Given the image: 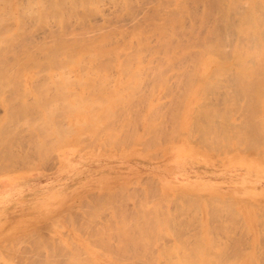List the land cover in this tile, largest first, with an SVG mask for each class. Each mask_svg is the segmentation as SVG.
<instances>
[{
	"label": "rangeland",
	"instance_id": "374dc122",
	"mask_svg": "<svg viewBox=\"0 0 264 264\" xmlns=\"http://www.w3.org/2000/svg\"><path fill=\"white\" fill-rule=\"evenodd\" d=\"M0 1V202L31 188L29 175L38 177L32 180L38 185L51 182L63 193L51 214L22 219L0 233V264H69L71 259L70 264H85L88 258L92 264H182L192 254L194 260H212L209 264H264V203L243 215L235 205L166 197L152 176L136 168L142 157L157 160L175 139L217 151L261 152L264 158V64L249 65L245 82L237 81V87L248 86L246 97L234 88L238 72L232 66L219 70L209 62L210 56L221 60V53L229 58V43H246L236 26L247 0H181L184 6L180 0ZM210 38L218 51L206 54ZM171 149L178 162L189 157L177 143ZM120 151L134 159L133 176L105 178L109 167L103 157ZM88 153H94L90 163L83 157ZM119 172L125 174V169ZM56 196L48 191L35 207L50 210Z\"/></svg>",
	"mask_w": 264,
	"mask_h": 264
},
{
	"label": "crops",
	"instance_id": "0c3cea01",
	"mask_svg": "<svg viewBox=\"0 0 264 264\" xmlns=\"http://www.w3.org/2000/svg\"><path fill=\"white\" fill-rule=\"evenodd\" d=\"M172 143L186 149L189 157L185 161L174 159L173 144L170 143L157 160L142 157V165L136 167L157 181L163 196L189 197L221 206L235 205L243 215L253 214L252 207L264 203V158L261 152L217 151L186 139H175ZM91 154L81 155L90 163L94 160ZM103 158L108 160L104 165L109 167L105 178L107 175L111 179L133 176L134 159L127 153L120 151ZM237 160L250 162L251 166L246 168L236 163ZM120 169H125V174H121ZM37 179L29 175L26 180L31 188L11 194L0 202V233L22 219L47 216L55 210L54 200L63 198L62 190L54 189L51 182L38 185L39 181H32ZM48 191L57 193V196L51 201L50 210L43 211L35 205Z\"/></svg>",
	"mask_w": 264,
	"mask_h": 264
},
{
	"label": "bare ground",
	"instance_id": "6f19581e",
	"mask_svg": "<svg viewBox=\"0 0 264 264\" xmlns=\"http://www.w3.org/2000/svg\"><path fill=\"white\" fill-rule=\"evenodd\" d=\"M6 1H8V0H5V4H6ZM10 1V0H9ZM23 1V0H22ZM31 1V0H30ZM68 2H69V0H67ZM72 1V0H71ZM87 1V0H86ZM126 1V0H125ZM159 1V0H158ZM186 1V0H185ZM1 2V1H0ZM3 2H4V0H3ZM3 2H2V4H3ZM11 2V1H10ZM32 2H34V1H32ZM52 2H54V1H52ZM85 2V1H84ZM88 2V1H87ZM90 2H91V0H90ZM89 2V3H90ZM92 2H94L93 0H92ZM128 2V1H127ZM224 2V1H223ZM229 2V1H228ZM232 2V1H231ZM231 2H230V4H231ZM234 2H235V0H234ZM29 3H31V2H29ZM56 3H58V2H56ZM86 3V2H85ZM111 3H113V2H111ZM119 3V2H118ZM180 3L181 4H183V6H184V1H183V3L181 2V0H180ZM189 3V2H188ZM226 3V2H225ZM233 3V2H232ZM237 3V2H236ZM1 4V5H2ZM5 4H4V6H5ZM10 3L8 2V5H9ZM22 4V3H21ZM25 4H27V3H25ZM34 4V3H33ZM36 4V3H35ZM54 4V3H53ZM91 4V5H90ZM90 4H88L87 6H92V3H90ZM95 4V3H94ZM125 4V3H124ZM128 4V3H127ZM130 4V3H129ZM165 4V3H164ZM172 4H173V2H172ZM208 4V3H207ZM243 4V3H242ZM11 5V4H10ZM60 5H62V3H60ZM59 5V6H60ZM69 4H67L66 6H68ZM83 5V4H82ZM157 5V4H156ZM169 5V4H168ZM178 5H179V3H178ZM209 5V4H208ZM235 5V3L233 4V6ZM25 6H27V5H25ZM28 6H29V4H28ZM70 6H72V5H70ZM86 6V7H87ZM97 6V5H96ZM129 6V5H128ZM180 6V5H179ZM227 6V5H226ZM8 7H10V6H8ZM16 7H17V5H16ZM21 7V6H20ZM46 7H48V6H46ZM62 6H60V8H61ZM75 7V6H74ZM93 7H95L94 5H93ZM114 7V6H113ZM172 7H173V5H172ZM178 7V6H177ZM176 7V8H177ZM180 7H182V5L180 6ZM179 7V8H180ZM203 7L205 8L206 6L205 5H203ZM231 7V6H230ZM237 7V6H236ZM2 8H3V6H2ZM12 7H10V9H11ZM25 8V7H24ZM124 8V7H123ZM129 9H127L126 8V10L129 12V10H130V7H128ZM173 8H175V7H173ZM183 8H185V7H183ZM188 8V7H187ZM203 8V9H204ZM207 8V7H206ZM7 9V8H6ZM6 9H4V10H6ZM17 10H18V8H16ZM28 9V8H27ZM32 9V8H31ZM31 9H29V11L31 10ZM48 9V8H47ZM86 9H89V8H86ZM94 9V8H93ZM164 9V8H163ZM182 9V8H181ZM180 9V10H181ZM186 9V8H185ZM197 9V8H196ZM196 9H195V11H196ZM226 9H227V11H225L226 13L228 12V10H229V8H227L226 7ZM225 9V10H226ZM230 9H232V8H230ZM244 8L242 7V10H243ZM7 10H9V9H7ZM21 10L22 11H24L23 10V8H21ZM34 10V9H33ZM63 10H65V9H62V13H63ZM96 10L98 11V9L96 8ZM95 10V11H96ZM122 10V9H121ZM174 10V9H173ZM180 10L178 11V10H174V11H178L177 13H181L180 12ZM205 10H208V8L207 9H205ZM200 11V12H206V11ZM235 10H236V8H235ZM10 11H12V9L10 10ZM20 11V10H19ZM27 11V10H26ZM32 11V10H31ZM30 11V12H31ZM35 11V10H34ZM53 11V10H52ZM70 11V10H69ZM68 11V12H69ZM189 11V10H188ZM234 11V10H233ZM2 12V11H1ZM5 12V11H4ZM25 12V11H24ZM60 12V13H61ZM131 12V11H130ZM162 12H164V11H161V13ZM170 13H171V11H169ZM168 12V13H169ZM173 12V11H172ZM183 12H184V10H183ZM183 12H182V16H183ZM186 12H187V9H186ZM208 12H209V10H208ZM231 12H232V10H231ZM235 12V11H234ZM3 13V12H2ZM49 13H52V12H49ZM56 13V12H55ZM62 13H61V16H62ZM65 13V12H64ZM88 13V12H87ZM170 13H169V15H170ZM194 13V12H193ZM192 13V14H193ZM53 14V13H52ZM70 14V13H69ZM126 14V13H125ZM166 14V13H165ZM175 14V13H174ZM178 14V15H179ZM187 14H188V12H187ZM186 14V15H187ZM208 14H210V13H208ZM229 14H230V10H229ZM231 14H233V13H231ZM6 15H7V12H6ZM29 15V14H28ZM66 15H67V13H66ZM167 15V14H166ZM169 15H167V16H169ZM171 15H172V13H171ZM188 15H190V14H188ZM194 15V14H193ZM201 16H202V13L200 14ZM199 15V16H200ZM206 15H207V13H206ZM9 16V15H8ZM26 16V15H25ZM60 16V17H61ZM63 16H65V15H63ZM117 16V15H116ZM180 16V15H179ZM181 16V17H182ZM205 16V15H204ZM210 16V15H209ZM227 16V15H226ZM233 16H234V14H233ZM32 17H34L33 15H32ZM59 17V16H58ZM172 17H173V15H172ZM181 17H180V19H181ZM183 17H185V16H183ZM183 17H182V19H183ZM189 17V16H188ZM192 17V16H191ZM206 17V16H205ZM205 17H200L201 19H205ZM228 17H229V15H228ZM231 17V16H230ZM230 17H229V20H230ZM24 18V17H23ZM30 18V17H29ZM38 18H40V17H38ZM119 18V17H118ZM175 18H177V17H175ZM174 18V19H175ZM208 18V17H207ZM167 19H172L171 18V16H170V18L169 17H167ZM167 19H165V20H167ZM179 19V20H180ZM187 19V18H186ZM194 19V18H193ZM195 19H196V13H195ZM195 19H194V22H195ZM199 19V18H198ZM200 19V20H201ZM227 19V18H226ZM40 20V19H39ZM161 20V19H160ZM164 20V22H163V20H162V22H163V24L165 23L166 24V22L167 21H165ZM197 20V19H196ZM206 20V19H205ZM228 20V19H227ZM58 21V20H57ZM105 21V20H104ZM171 21H173V19L172 20H170V22ZM181 21V20H180ZM231 21H232V18H231V20H230V22H229V24H231ZM68 22V21H67ZM83 22V21H82ZM129 22V21H128ZM169 22V21H168ZM177 22H178V20H177ZM201 22L202 21H200L199 23L197 22H195L196 24H201ZM205 22V21H204ZM39 23V22H38ZM138 23V22H137ZM156 23V25H157V22H155ZM179 23V22H178ZM181 23V22H180ZM179 23V24H180ZM68 24V23H67ZM176 24V23H175ZM178 24V25H179ZM182 24V23H181ZM204 24V23H203ZM62 25V24H61ZM60 24H59V26H61ZM146 25V24H145ZM158 25H159V23H158ZM172 25V24H171ZM170 25V26H171ZM177 25V24H176ZM184 25V24H183ZM190 25V24H189ZM192 25V24H191ZM119 26V25H118ZM142 26V25H141ZM155 26V25H154ZM161 26V25H160ZM160 26H159V28H160ZM164 26V25H163ZM169 25H167V27H168ZM173 26V25H172ZM171 26V27H172ZM204 26V25H203ZM65 27H66V25H65ZM101 27V26H100ZM103 27V26H102ZM137 27V26H136ZM152 27V26H151ZM180 27V26H179ZM190 28H191V30H193V28L191 27V26H189ZM201 27V26H200ZM199 27V28H200ZM204 27H206V26H204ZM97 28V27H96ZM158 28V27H157ZM174 28V27H173ZM178 28V27H177ZM202 28V27H201ZM231 28H232V26H231ZM230 28V29H231ZM236 28H237V31H239V32H241V34L243 35V37H244V39L246 40V43L244 44V45H239V44H234V45H232V46H230V43H229V47H230V50L229 51H226V52H229V54H230V56H229V58H227L226 57V55L224 54V53H221V55H222V58H221V60H215L214 61V59L216 58V59H218L217 58V56H215V58H212V56H210V59L208 58L209 57V55L207 56L206 54H209V52L207 51V50H211L212 52H216V51H218V45H217V43H212L211 42V39L212 38H210V42H205V46H204V48H203V51H207L206 52V54H205V56H203V57H206L207 56V58L209 59V62L210 61H213V62H216L215 63V69H219V70H221V68H223V67H226L225 65H229V66H232L233 67V69H234V71H236V72H238V74H236V76H233L234 77V82H235V84L237 83V81H238V84H239V79L240 80H242V81H244L245 82V79L247 78L246 77V68H248V67H251V66H249V65H255V66H258L259 64H264V59H262L263 57H264V0H247V5H246V8H245V10L244 11H242L241 13H239V22H238V24H237V26H236ZM60 29H62V28H60ZM102 29V28H101ZM100 29V30H101ZM139 29V31H140V28H138ZM181 29V28H180ZM144 30V29H143ZM160 30V29H159ZM164 30V29H163ZM168 30V29H167ZM169 30H171L170 28H169ZM175 30H177L176 29V27H175ZM182 30H183V28H182ZM84 31V30H83ZM104 31V30H103ZM113 31V30H112ZM139 31H137V33H140ZM154 31H155V29H154ZM173 31V30H172ZM85 32V31H84ZM83 32V33H84ZM102 32V31H101ZM115 32V31H114ZM120 32H121V30H120ZM157 32V31H156ZM163 32V31H162ZM168 32V31H167ZM174 32H176V31H174ZM189 32V31H188ZM209 32V31H208ZM116 33H118V32H116ZM142 33V32H141ZM144 33V32H143ZM146 33V32H145ZM164 33V32H163ZM162 33V34H163ZM184 33V32H183ZM193 33V32H192ZM7 34V33H6ZM52 34H53V32H52ZM52 34H51V36L50 37H52ZM102 34H104V33H102ZM120 34V33H119ZM123 34V33H122ZM151 34V33H150ZM154 34V33H153ZM158 34H159V31H158ZM168 34H171V32L169 33L168 32ZM55 35V34H54ZM72 35V34H71ZM100 35V34H99ZM140 34H138L137 36H139ZM148 35V34H147ZM146 35V36H147ZM165 35H167V34H165ZM172 35V34H171ZM177 35H178V33H177ZM180 35H182V34H180ZM190 35H191V33H190ZM195 35V34H194ZM211 35V34H210ZM209 35V36H210ZM65 36V35H64ZM63 36V37H64ZM73 36V35H72ZM125 36V35H124ZM131 36H132V34H131ZM136 36V37H137ZM143 36V35H142ZM157 36V35H156ZM162 36H164V35H162ZM185 36H186V34H185ZM192 36V35H191ZM208 36V35H207ZM55 38H56V36H54ZM75 37V36H74ZM77 37V36H76ZM133 37V36H132ZM148 37V36H147ZM169 37H171V36H169ZM211 37V36H210ZM232 37V36H231ZM231 37H230V39H231ZM8 38V37H7ZM6 38V39H7ZM81 38V37H80ZM83 38V37H82ZM106 38H107V35H106ZM140 38V37H139ZM138 38V39H139ZM164 38H166L165 36H164ZM174 38H175V35H174ZM233 38V37H232ZM57 39H58V36H57ZM74 39V38H73ZM84 39H87V38H84ZM83 39V40H84ZM114 39H115V36H114ZM123 39V38H122ZM121 39V40H122ZM177 39V38H176ZM208 39V38H207ZM135 40H137V38L135 39ZM169 40V39H168ZM172 40H174V39H172ZM191 40H192V38H191ZM197 40V39H196ZM203 40H204V38H203ZM233 40V39H232ZM64 41V40H63ZM74 41V40H73ZM76 41V40H75ZM81 40L79 39V42H80ZM123 41V40H122ZM121 41V42H122ZM127 41V40H126ZM134 41V40H133ZM132 41V42H133ZM138 41V40H137ZM143 41V40H142ZM145 41V40H144ZM162 41H163V38H162ZM167 41V40H166ZM170 41H171V38H170ZM175 41V40H174ZM195 41V40H194ZM201 41V40H200ZM78 42V41H77ZM93 42V41H92ZM95 42V41H94ZM93 42V43H94ZM98 42V41H97ZM102 42H104V41H101V43ZM107 42V41H106ZM128 42V43H127ZM126 43L127 44H129V40L127 41ZM160 42H161V40H160ZM204 42V41H203ZM6 43H7V41H6ZM9 43V42H8ZM74 43V42H73ZM80 43H82V41L80 42ZM131 43V42H130ZM140 43V42H139ZM145 43V42H144ZM163 43H165V42H163ZM167 43V42H166ZM170 43V42H169ZM178 43V42H177ZM181 43H182V41L180 42V45H181ZM197 44L199 43V42H196ZM195 43V44H196ZM87 44V43H86ZM92 44V43H91ZM96 44V42L93 44V45H95ZM104 44V43H103ZM109 44V43H108ZM125 44V43H124ZM133 44H135L134 42H133ZM143 44V43H142ZM147 44V43H146ZM149 44V43H148ZM171 44H172V42H171ZM170 44V45H171ZM176 44V43H175ZM174 44V45H175ZM188 44V43H187ZM194 44V45H195ZM201 44H204V43H200L199 45H201ZM68 45V44H67ZM67 45L65 46V47H67ZM84 45V44H83ZM93 45H88V47L89 46H91L92 48H94L93 49V51L95 50V47H93ZM98 46L100 45V43L98 42V44H97ZM106 45V44H105ZM104 45V46H105ZM121 45V44H120ZM122 45H123V43H122ZM131 45V44H130ZM130 45H126L127 47H130ZM140 45V44H139ZM160 44H158V45H156V46H159ZM164 45V44H163ZM183 45V44H182ZM199 45H198V47H199ZM69 46V45H68ZM72 46V45H71ZM81 46V45H80ZM96 46V45H95ZM138 46V45H137ZM192 46H193V44H192ZM74 47V46H73ZM72 47V49H74ZM77 47V46H76ZM88 47H86V48H88ZM97 47V46H96ZM118 47H119V45H118ZM123 48H125L124 46H122ZM162 47V46H161ZM58 48V47H57ZM64 48V47H63ZM68 48V47H67ZM66 48V51L68 50ZM82 48V47H81ZM84 48H85V46H84ZM85 48V49H86ZM90 48V47H89ZM89 48L88 49H86L87 51L89 50ZM91 48V49H92ZM116 48H117V46H116ZM116 48H114V49H116ZM131 48V47H130ZM137 48V47H136ZM146 48H148L147 46H146ZM159 48V47H158ZM166 48V47H165ZM183 48V47H182ZM190 48V47H189ZM200 48V47H199ZM69 49H70V47H69ZM85 49H83V50H85ZM90 49V50H91ZM99 49V48H98ZM98 49H97V52H98ZM120 49H122L121 48V46H120V48H119V50ZM128 50H129V48H127ZM137 49H139V48H137ZM143 49H145L144 47H143ZM159 49H162V48H159ZM180 49V48H179ZM196 49V48H195ZM198 49V48H197ZM201 49H202V47H201ZM59 50V49H58ZM64 50V49H63ZM74 50H76V48L74 49ZM83 50H82V52L81 53H84L83 52ZM102 50H103V48H102ZM105 50V49H104ZM113 50V49H112ZM111 50V51H112ZM123 50V49H122ZM134 50V49H133ZM174 50V49H173ZM182 50V49H181ZM227 50H228V48H227ZM78 51H79V49H78ZM93 51H91V52H93ZM96 51V50H95ZM109 51H110V49H109ZM138 51H140V50H138ZM137 51V52H138ZM150 51V50H149ZM164 51L165 50H163V53H164ZM188 51H189V49H188ZM201 51V50H200ZM203 51H201V52H203ZM56 53L58 52V51H55ZM72 52V51H71ZM89 52V51H88ZM108 52V51H107ZM115 52H116V50H115ZM117 52L118 53H120L119 51H118V49H117ZM123 52H125V51H123ZM127 52H129V51H127ZM131 52H132V50H131ZM140 52H142V51H140ZM139 52V53H140ZM147 52H148V50H147ZM151 52V51H150ZM156 52H159L158 51V49H157V51ZM167 52H168V49H167ZM178 52V51H177ZM186 52H187V50H186ZM198 52V51H197ZM200 52V53H201ZM110 53V52H109ZM112 53V52H111ZM139 53H138V57H139ZM144 53V52H143ZM146 53V52H145ZM152 53H155V51L154 52H152ZM160 53H161V51H160ZM173 53V51L171 52V54ZM188 53H190V52H188ZM194 53H196L195 52V50H194ZM199 53V52H198ZM204 53V52H203ZM86 54L88 55L89 53H87L86 52ZM103 54H104V52H103ZM113 54H114V52H113ZM137 54V53H136ZM142 54V53H141ZM140 54V55H141ZM173 54H175V52L173 53ZM181 54H183L182 52H181ZM211 55H212V53H210ZM218 54V53H217ZM83 55V54H82ZM92 55V54H91ZM96 55V54H95ZM161 55V54H160ZM166 55V54H165ZM169 56H170V53L168 54ZM202 55V54H201ZM93 56H94V54H93ZM159 56V55H158ZM164 56V55H163ZM167 56V55H166ZM169 56H167V58L169 57ZM213 56V57H214ZM50 57V56H49ZM102 57V56H101ZM104 57V56H103ZM136 57V56H135ZM199 57V56H198ZM140 58V57H139ZM160 58V57H159ZM167 58H166V60H167ZM192 58V57H191ZM190 58V59H191ZM199 58H201V57H199ZM212 58V59H211ZM51 59V58H50ZM130 59V58H129ZM164 59V58H163ZM189 59V60H190ZM195 59V58H194ZM193 59V60H194ZM203 59V58H202ZM89 60V59H88ZM87 60V61H88ZM91 60H93V59H91ZM116 60V59H115ZM119 60V59H118ZM126 60H127V58H126ZM157 60V59H156ZM170 60V59H169ZM168 60V61H169ZM174 60H176V59H174ZM182 60V59H181ZM53 61V60H52ZM82 61V60H81ZM125 61V60H124ZM131 61V60H130ZM162 62H164L165 60H161ZM160 61V62H161ZM167 61V63L169 64V62L171 63V60L168 62ZM200 61V60H199ZM76 62V61H75ZM110 62V61H109ZM113 63L115 62V61H112ZM136 63H138L137 61H135ZM139 62H141V60L139 61ZM143 62V61H142ZM175 62V61H174ZM186 62H187V60H186ZM201 62V61H200ZM199 62V63H200ZM80 63H82V62H80ZM132 63H134V60H133V62ZM167 63H166V65H167ZM177 63H179V62H177ZM196 63V62H195ZM211 63V62H210ZM88 64H89V62H88ZM124 64V63H123ZM135 64V63H134ZM139 64V63H138ZM174 64V63H173ZM140 65H141V63L138 65L139 67H140ZM161 65V64H160ZM165 65V66H166ZM197 65H199V64H197ZM213 65V64H212ZM79 66H81V65H79ZM96 66V65H95ZM99 66V65H98ZM130 66H131V63H130ZM129 66V67H130ZM159 66V65H158ZM163 66V65H162ZM161 66V67H162ZM168 66V65H167ZM171 66V65H170ZM195 66V65H194ZM200 66V65H199ZM210 66V65H209ZM93 67V66H92ZM175 67V66H174ZM201 67L202 68H205L206 67V65H205V63H202L201 64ZM227 68H228V66H227ZM226 69V68H225ZM230 69H231V67H230ZM224 71H226V70H224ZM232 71V70H231ZM219 72V71H218ZM221 72V71H220ZM222 73V72H221ZM225 73V72H224ZM230 73V72H229ZM219 75V74H218ZM212 76V75H211ZM215 76V75H214ZM220 76V75H219ZM210 77V76H209ZM221 77V76H220ZM228 77V76H227ZM237 78V79H236ZM213 79V78H212ZM228 79V78H227ZM216 80V79H215ZM230 80V79H229ZM233 80H232V83H233ZM196 81V80H195ZM201 81V80H200ZM201 83V82H200ZM209 83H210V81H209ZM202 84V83H201ZM207 84V83H206ZM211 84V83H210ZM216 84V83H215ZM208 85V84H207ZM231 85V84H230ZM234 85V84H233ZM209 86V85H208ZM200 87V86H199ZM203 87L205 88L206 86H202V91H203ZM227 87V86H226ZM232 87V86H231ZM234 87V86H233ZM237 87V84H236V86L234 87V88H236ZM238 89H239V91L242 93V95L243 96H246V97H248L247 96V88H248V86L246 85V84H244L243 86H242V88L238 85V87H237ZM264 88V85H262L261 86V91H262V89ZM198 89V88H197ZM228 89H229V86H228ZM199 90V89H198ZM235 92V91H234ZM203 93H204V91H203ZM236 93V92H235ZM234 93V94H235ZM228 94V93H227ZM231 94V93H230ZM198 95V94H197ZM202 95V94H201ZM206 95V94H205ZM205 95H204V97H205ZM207 95H208V93H207ZM186 96H188V95H186ZM196 96V95H195ZM226 96V95H225ZM217 97V96H216ZM198 98V97H197ZM215 98V97H214ZM229 98V97H228ZM245 98V97H244ZM226 99H227V97H226ZM229 100V99H228ZM227 100V101H228ZM225 103V102H224ZM229 104V106L231 105L230 103H228ZM226 108V110H223L222 112H224V114L227 116L228 115V113L227 112H229V109H228V107H225ZM231 109V108H230ZM213 110H214V108H213ZM213 110H209V111H213ZM216 110V109H215ZM214 110V111H215ZM208 111V112H209ZM208 112H206L205 113V115H208L209 113ZM210 113H212V112H210ZM203 116V118H205L206 116ZM214 115H218V114H214ZM222 115L223 114H219L218 115V117H221L222 118ZM202 118V119H203ZM208 118V117H207ZM206 119V118H205ZM211 121V120H210ZM206 123V122H205ZM210 123V122H209ZM207 124V123H206ZM202 126V125H201ZM209 126L210 127H213L211 124H209ZM205 128V127H204ZM209 128V127H208ZM207 128V129H208ZM216 128V127H215ZM203 129V128H202ZM207 131V130H206ZM209 131V130H208ZM5 136V135H4ZM7 145V144H6ZM260 145V144H259ZM181 147V146H180ZM220 147V146H219ZM222 147V146H221ZM256 147V146H255ZM175 149V148H174ZM177 149V148H176ZM16 154V153H15ZM0 155H2V154H0ZM17 157V156H16ZM30 157V156H29ZM12 171V170H11ZM1 173H2V171H1ZM228 200V199H227ZM231 202V201H230ZM263 212V211H262ZM258 217V216H257ZM148 230V229H147ZM151 230V229H150ZM160 230V229H159ZM229 231V230H228ZM116 232V231H115ZM153 232H155V231H153ZM116 233H118V232H116ZM148 233V232H147ZM185 233V232H184ZM115 234V233H114ZM144 234V233H143ZM183 234V233H182ZM121 236V235H120ZM145 236V235H144ZM162 236V235H161ZM199 236V235H198ZM208 236V235H207ZM122 237V236H121ZM130 236L129 235H125V237L124 238H126V240H127V242H128V238H129ZM143 237V236H142ZM132 238V237H131ZM131 238H129L130 240H131ZM144 238V237H143ZM156 238H158V237H156ZM139 239V238H138ZM145 239V238H144ZM123 240V239H122ZM121 240V241H122ZM129 240V241H130ZM133 240V239H132ZM131 242V241H130ZM176 242V241H175ZM105 244V243H104ZM127 244V243H126ZM122 245V244H121ZM125 245V244H124ZM90 246H91V243H90ZM96 247V246H95ZM104 247H105V245H104ZM123 247V246H122ZM149 247V246H148ZM201 247V248H200ZM200 247L198 246L197 248H198V250L199 249H201L202 250V244L200 243ZM116 248V247H115ZM145 248V247H144ZM150 248V247H149ZM161 249V248H160ZM189 249V248H188ZM190 249H193V247L192 248H190ZM189 249V250H190ZM208 249V248H207ZM219 248H217V251H219L218 250ZM90 249H86V252H88ZM195 250H197V249H195ZM203 250H204V248H203ZM209 250V249H208ZM212 251H213V249H211ZM77 251V250H76ZM146 251V250H145ZM184 250H182L181 252H183ZM210 251V250H209ZM216 251V252H217ZM222 251V250H221ZM78 252V251H77ZM76 252V253H77ZM178 252V251H177ZM194 252V251H193ZM195 252H197V251H195ZM194 252V253H195ZM199 252H200V250H199ZM82 253V252H81ZM91 253V251L89 252V254ZM107 253V252H106ZM201 253V252H200ZM242 253V252H241ZM72 254H73V252H72ZM71 255V254H70ZM94 255V254H93ZM100 255V254H99ZM133 255H134V253H133ZM177 255V254H176ZM193 255L194 254H192V255H190L191 256V258L189 257H186L187 255H185V256H182V260L184 259L183 257H186L187 259H190V260H186L185 259V261H182V264H209V263H212V260H207V259H201V260H199V258L197 257V259L198 260H194V259H196V255L194 256L195 258H193ZM207 254L205 253V256H206ZM237 255V254H236ZM79 256V255H78ZM102 256V255H101ZM105 256V255H104ZM181 256V255H180ZM205 256H200V258H202V257H205ZM72 257H73V255H72ZM86 257V256H85ZM87 257H89L88 255H87ZM145 257V256H144ZM152 257V256H151ZM167 257V256H166ZM207 257H208V255H207ZM76 258V257H75ZM92 258V257H91ZM94 258H95V256H94ZM106 258V257H105ZM146 258V257H145ZM155 258V257H154ZM164 259H165V257H163ZM68 259H69V257H68ZM71 259V258H70ZM89 259V258H88ZM87 259V261H86V263L87 262H90L91 264H92V262L91 261H89ZM112 259H114V258H112ZM157 259V258H156ZM155 259V260H156ZM179 259V258H178ZM178 259H176V261L178 260ZM217 259V258H216ZM216 259H215V261H216ZM222 259H223V257H222ZM93 260H95V259H93ZM92 260V261H93ZM133 260V259H132ZM71 261H72V259H71ZM70 261V262H71ZM100 261V263L102 264L104 261L103 260H99ZM101 261H103V262H101ZM111 261V260H110ZM113 261V260H112ZM111 261V262H112ZM145 261V260H144ZM70 262L68 261V263L70 264ZM96 262H98V261H96ZM119 262V261H118ZM117 261L115 262V264H117L118 263ZM122 262V261H121ZM141 262V261H140ZM152 262V261H151ZM163 262V261H162ZM178 262H179V260H178ZM223 262V261H222ZM225 262V261H224ZM235 262H237L236 264H238L239 263V261H235ZM241 262V261H240ZM75 263V262H74ZM78 263V262H77ZM85 263V264H86ZM112 263H114V262H112ZM143 263V262H142ZM146 263V262H145ZM180 264H181V262H179ZM178 263V264H179ZM94 264V263H93ZM98 264V263H97ZM109 264V263H108ZM121 264V263H120ZM123 264V263H122ZM132 264V263H131ZM136 264H138L137 262H136ZM150 264V263H149ZM162 264V263H161ZM166 264H167V262H166ZM176 264V263H175ZM216 264V263H215ZM233 264H234V262H233ZM250 264H255L253 261H252V263H250Z\"/></svg>",
	"mask_w": 264,
	"mask_h": 264
}]
</instances>
